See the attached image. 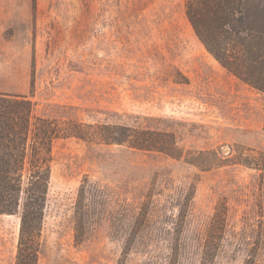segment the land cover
<instances>
[{
  "label": "rangeland",
  "instance_id": "1",
  "mask_svg": "<svg viewBox=\"0 0 264 264\" xmlns=\"http://www.w3.org/2000/svg\"><path fill=\"white\" fill-rule=\"evenodd\" d=\"M36 116L171 132L185 152L264 151V92L206 47L185 0H0V91ZM38 264H264V171L78 138L52 147ZM20 213L0 214V264H16ZM79 236V238H78Z\"/></svg>",
  "mask_w": 264,
  "mask_h": 264
},
{
  "label": "trees",
  "instance_id": "2",
  "mask_svg": "<svg viewBox=\"0 0 264 264\" xmlns=\"http://www.w3.org/2000/svg\"><path fill=\"white\" fill-rule=\"evenodd\" d=\"M186 13L207 49L231 72L264 92V0H185ZM30 94L0 91V214L20 213L16 264H38L52 147L78 138L184 158L211 168L242 164L264 171V151L245 145L187 151L173 133L130 125L84 123L36 116ZM228 205L219 200L207 228L201 264H213L227 229ZM79 238V236H78Z\"/></svg>",
  "mask_w": 264,
  "mask_h": 264
}]
</instances>
